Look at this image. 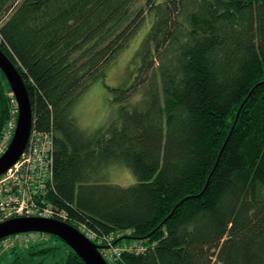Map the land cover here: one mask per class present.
Instances as JSON below:
<instances>
[{"label": "trees", "instance_id": "obj_1", "mask_svg": "<svg viewBox=\"0 0 264 264\" xmlns=\"http://www.w3.org/2000/svg\"><path fill=\"white\" fill-rule=\"evenodd\" d=\"M137 33L115 114L81 131L72 105ZM0 49L31 130L53 132L48 199L63 221L144 247L108 264H264V0H0ZM15 119L0 71V140ZM119 164L133 183L106 181ZM41 241L0 264H85Z\"/></svg>", "mask_w": 264, "mask_h": 264}, {"label": "built area", "instance_id": "obj_2", "mask_svg": "<svg viewBox=\"0 0 264 264\" xmlns=\"http://www.w3.org/2000/svg\"><path fill=\"white\" fill-rule=\"evenodd\" d=\"M15 121L0 140V155L12 136ZM53 132L31 130L25 150L19 159L0 175V222L18 217H38L64 222L66 213L55 207L48 197L53 192ZM65 223V222H64ZM85 238L101 247L106 261H113L121 252H141L140 244L117 243L123 232L98 235L85 224L75 228ZM45 233L25 232L0 239V254L12 247L26 248L41 241Z\"/></svg>", "mask_w": 264, "mask_h": 264}, {"label": "water", "instance_id": "obj_3", "mask_svg": "<svg viewBox=\"0 0 264 264\" xmlns=\"http://www.w3.org/2000/svg\"><path fill=\"white\" fill-rule=\"evenodd\" d=\"M0 71L8 83L16 105L14 130L5 151L0 155V175H2L19 159L26 148L32 128V111L22 77L1 49ZM31 231L59 238L85 264H108L99 251V246L64 222L38 217H18L0 222V239Z\"/></svg>", "mask_w": 264, "mask_h": 264}, {"label": "rangeland", "instance_id": "obj_4", "mask_svg": "<svg viewBox=\"0 0 264 264\" xmlns=\"http://www.w3.org/2000/svg\"><path fill=\"white\" fill-rule=\"evenodd\" d=\"M143 33L136 38L137 33L129 45L107 66L104 80H97L91 84L72 105V115L81 131L94 134L100 126L106 124L110 118L112 119L117 107V101L114 99L118 93L115 89H123L132 83L138 65L136 51ZM103 174H105L106 181L123 186L135 181L131 171L120 164L116 169L105 168ZM46 236L50 238L51 235L46 234ZM40 242L43 241H37L34 244ZM1 257L0 254V259L3 258ZM9 260L10 255H6L1 264H6Z\"/></svg>", "mask_w": 264, "mask_h": 264}, {"label": "bare ground", "instance_id": "obj_5", "mask_svg": "<svg viewBox=\"0 0 264 264\" xmlns=\"http://www.w3.org/2000/svg\"><path fill=\"white\" fill-rule=\"evenodd\" d=\"M100 251V250H99Z\"/></svg>", "mask_w": 264, "mask_h": 264}]
</instances>
